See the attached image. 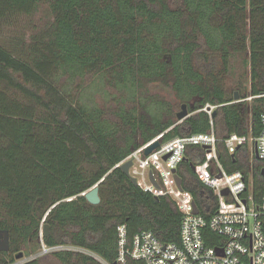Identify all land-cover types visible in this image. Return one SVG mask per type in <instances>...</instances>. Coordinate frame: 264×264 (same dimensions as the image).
Returning a JSON list of instances; mask_svg holds the SVG:
<instances>
[{
	"label": "trees",
	"instance_id": "1",
	"mask_svg": "<svg viewBox=\"0 0 264 264\" xmlns=\"http://www.w3.org/2000/svg\"><path fill=\"white\" fill-rule=\"evenodd\" d=\"M42 4L53 14L50 28L26 50L0 44V230L10 242L0 264H41L42 255L31 256L42 242L78 246L114 264L122 223L130 238L150 230L179 243L176 201L144 190L118 164L160 134L166 141L207 132L211 119L220 138L260 134L264 96L250 108L233 102L236 90H227L224 77L233 53H249L251 85L237 91L264 93V0H0V26ZM89 73L117 90L112 110L85 109L62 82ZM155 81L172 87L180 106L193 103L190 115L178 120L172 103L150 94L147 84ZM152 102L161 105L155 115ZM207 103L219 105L214 117L203 109ZM217 149L227 171L252 176L260 201L263 161L254 156L251 164L248 145L234 155L223 141ZM205 159V149L191 145L177 173L209 220L218 199L193 169ZM95 185L99 204L84 195ZM46 223L49 234L41 237ZM204 239L224 241L210 227ZM21 251L28 259L17 263ZM51 254L64 264H102L81 251Z\"/></svg>",
	"mask_w": 264,
	"mask_h": 264
},
{
	"label": "built area",
	"instance_id": "2",
	"mask_svg": "<svg viewBox=\"0 0 264 264\" xmlns=\"http://www.w3.org/2000/svg\"><path fill=\"white\" fill-rule=\"evenodd\" d=\"M261 96H264V93L256 95L249 93L238 100L234 99L233 102L248 104L250 108L252 102ZM218 106L207 103L203 109L212 117ZM261 123L262 130L257 136L232 133L220 138L211 119V129L207 132L176 136L161 141L157 149L145 155V148L154 140L161 138L160 134L120 162L118 165L129 159L133 160L130 175L137 178L138 185L156 195L172 197L183 218L179 243H165L150 230H141L130 238L127 225L119 224L116 260L118 264H129L136 260H143L145 264H264V196L257 201L253 192L252 176L247 178L241 169L227 171L220 156L217 155L219 141L224 142L232 155L242 145H248L250 162L253 164L257 146L258 158L263 161L264 169V112L261 114ZM191 145L205 149V161L195 165L194 170L218 199L217 210L209 220L201 213L193 212L192 193L178 187L172 172L173 168H177L186 159V149ZM166 154L169 156L164 159ZM150 170H153L159 188L151 181ZM206 227L222 236L224 241L217 242L215 246L208 245L204 239ZM42 232L43 225L40 230L41 234ZM219 249L223 251L220 252ZM42 250L39 255L64 250L88 251L68 244L47 246L44 242ZM27 259H18L17 263Z\"/></svg>",
	"mask_w": 264,
	"mask_h": 264
},
{
	"label": "rangeland",
	"instance_id": "3",
	"mask_svg": "<svg viewBox=\"0 0 264 264\" xmlns=\"http://www.w3.org/2000/svg\"><path fill=\"white\" fill-rule=\"evenodd\" d=\"M52 21L53 14L51 13L48 5L42 4L32 15L17 16L10 24L7 22L2 23L0 26V44L11 50L17 46L26 50L27 44L32 40L33 36L39 34L46 28H50ZM248 57L249 53L245 52H235L231 55L230 69L224 77L225 86L229 92H232L233 90L237 91L241 86L250 88L251 77ZM62 82L67 85V90L72 96L78 99V103L85 107V109L100 106L106 108L107 110H112L116 107L117 102L113 98V93L117 92V90L108 85L106 80L98 74L89 73L72 78L68 75L67 77L65 76L62 78ZM147 86L150 94L158 95L159 99H165L166 101L172 103L174 105L175 112L181 110L179 99L172 87L164 86L158 81L150 82ZM129 102L131 103L133 101L130 100ZM150 104L152 113H154V115L157 114V109L158 107L160 108L161 105L153 102ZM111 117L114 118L112 114ZM40 236H43V232ZM0 241L4 242V234H1ZM41 250L42 246L40 249L39 245L37 249L32 252V256L42 255L40 258L41 264H64L51 253H43L39 255ZM82 252L91 254L102 264H106L102 258L94 255V253L92 254L88 251Z\"/></svg>",
	"mask_w": 264,
	"mask_h": 264
},
{
	"label": "water",
	"instance_id": "4",
	"mask_svg": "<svg viewBox=\"0 0 264 264\" xmlns=\"http://www.w3.org/2000/svg\"><path fill=\"white\" fill-rule=\"evenodd\" d=\"M241 96L239 94L238 91H236L235 95H234V99L235 100H238L240 99ZM194 107V104L191 103H183L182 106H181V110L177 111L176 113V117L178 120H183L184 118H186L187 116L190 115V111L189 109L190 108H193ZM216 114V110L213 111L212 113V117H214ZM161 138L159 139H156L154 140L151 144H149L145 150H144V153L145 155H148L150 154L151 152H153L155 149L158 148V146L161 144ZM256 156L258 157L259 154H258V149H257V146H256ZM217 155L220 156V153L217 151ZM169 156V154H166L164 155V159H167ZM133 165V160L129 159L125 162H123L120 167L121 169L130 175V167ZM193 169H195V165H193ZM173 174H174V178L176 180V183L178 185V187L183 190V186H182V178L181 176L177 173V168H173L172 170ZM262 174H264V169H262ZM131 176V175H130ZM149 176H150V179L151 181L154 183V185L159 188L160 185L159 183L157 182L156 178H155V175H154V172L153 170H150L149 171ZM219 176H221V174H219ZM133 182L135 184H138V181H137V178L136 177H133L131 176ZM225 193L227 192L226 190L224 191ZM84 195L86 196V198L88 199V201L92 204H99L101 202V196H100V193H99V185H95L94 187H92L91 189H89L88 191H86L84 193ZM193 212L194 213H200V209L199 207L197 206L196 202L193 200ZM49 228H50V225L48 223L44 224L43 226V236H47L49 234ZM3 231V230H2ZM2 231L0 230V238H1V234H2ZM5 231V234H4V242H1L0 241V251H7L9 250L10 248V242H9V232L7 230H4ZM218 251H223L221 249H219ZM24 256V252L21 251L17 256L16 258H23ZM114 264H118L117 261L114 262Z\"/></svg>",
	"mask_w": 264,
	"mask_h": 264
}]
</instances>
